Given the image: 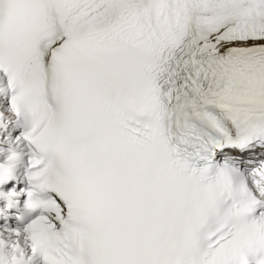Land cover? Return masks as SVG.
I'll return each mask as SVG.
<instances>
[{
  "label": "snow or ice",
  "instance_id": "1",
  "mask_svg": "<svg viewBox=\"0 0 264 264\" xmlns=\"http://www.w3.org/2000/svg\"><path fill=\"white\" fill-rule=\"evenodd\" d=\"M0 264H264V0H0Z\"/></svg>",
  "mask_w": 264,
  "mask_h": 264
}]
</instances>
